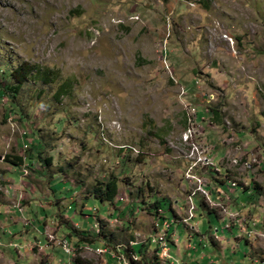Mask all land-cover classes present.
<instances>
[{"label": "rangeland", "instance_id": "1", "mask_svg": "<svg viewBox=\"0 0 264 264\" xmlns=\"http://www.w3.org/2000/svg\"><path fill=\"white\" fill-rule=\"evenodd\" d=\"M22 65L0 95V264H135L138 244L171 264L164 218L207 244L173 225L183 264H264V0H0V91Z\"/></svg>", "mask_w": 264, "mask_h": 264}, {"label": "trees", "instance_id": "2", "mask_svg": "<svg viewBox=\"0 0 264 264\" xmlns=\"http://www.w3.org/2000/svg\"><path fill=\"white\" fill-rule=\"evenodd\" d=\"M36 69H37L36 67L25 66V65L23 66L22 65L18 69L14 70L11 73V79L14 82V84H12L9 87H4L2 89V91H0V95L3 96V94H8L9 97L11 98V102L14 103V100L16 98V94L18 93L17 91L19 90V88H21V86H23L28 81L29 76H32L33 73L36 72L35 71ZM50 74H51V72H48V73H46V71H45V73L43 72V81L45 83L46 82L50 83L51 80L48 79V77H51ZM62 89H64V87ZM62 94H63V92H62V90H60L58 92V95L62 97L63 96ZM13 107H14V109H16V107L14 105H12L11 110H12ZM6 159H8V160H6L7 162H10L12 165H14L16 167L22 166L23 165V161H24L21 157H16V158H14V160H10V158H6ZM40 162H41V156H40ZM45 163L47 165H50L51 164V160H45L43 164H45ZM118 184H119V179L117 177H115V176H111L108 179L107 182L99 183L95 187L94 194H93L94 198L99 200L100 202H103V203H105V202H114L115 199L117 198V196L119 195V185ZM250 193L251 192L249 191V194ZM252 197L253 196L251 195L250 196V200L251 201H252ZM163 204H166V205L171 207V205H169V203H167L165 200L164 201L158 200V201L154 202V204L151 207L156 209V210H159L161 207H163ZM170 209L172 210V207ZM159 217H161V216H159ZM164 221H165V218H164ZM98 234H99V236L105 237L104 233L101 234V231ZM81 236H82V240L84 242L88 243L89 239L86 238V236L83 233H82ZM244 238L246 239V236ZM93 242H95V241L94 240H90V243H93ZM136 247H139V251L137 252L136 248H135V251L139 254L140 262L139 263H135V264H140V263H142V264H157V263L151 262L147 258L148 257L147 253H148V250L150 248V245L146 246V245H143V244H138ZM111 252H113V251H111ZM108 255L112 256L110 253H108ZM157 259H158V255H156V260ZM76 264H80V259L76 260Z\"/></svg>", "mask_w": 264, "mask_h": 264}, {"label": "built area", "instance_id": "3", "mask_svg": "<svg viewBox=\"0 0 264 264\" xmlns=\"http://www.w3.org/2000/svg\"><path fill=\"white\" fill-rule=\"evenodd\" d=\"M195 196V195H194ZM193 197V196H192ZM161 212V211H160ZM189 218H190V221L192 219L195 218V216L193 215V212H190L189 210ZM237 223H239L241 229H242V224H240V222L237 220ZM177 225V223H170L169 220H165L163 225H159V223L155 224V227L157 229V235L156 236H163V243H156V245H165L166 249H167V262H173L175 264H183L182 262L174 259L171 255H170V252H171V244L173 243H167V236H174L175 233L171 234V230H172V227L173 225ZM242 231L245 233L246 236H248L249 238L253 239L254 237V234L252 231L251 232H248L244 229H242ZM261 237H264V235H262ZM175 238V236H174ZM155 243V237H151L150 238V244L152 245V243ZM175 242V241H174ZM174 245V244H173ZM65 249L67 250V252L69 254H72V250H71V247H69L68 244H65L64 245ZM110 253L112 255V258L113 260H115V263L114 264H130L129 261H124V254L121 252V254H114V251L113 252H109L108 249H105L103 250V253ZM157 255H159V253L157 252Z\"/></svg>", "mask_w": 264, "mask_h": 264}, {"label": "crops", "instance_id": "4", "mask_svg": "<svg viewBox=\"0 0 264 264\" xmlns=\"http://www.w3.org/2000/svg\"><path fill=\"white\" fill-rule=\"evenodd\" d=\"M1 181H9V180H6V179H1ZM23 183V182H22ZM25 183V182H24ZM28 183V182H27ZM196 219V217L193 219V220H195ZM240 222V221H239ZM237 223V222H236ZM181 224V225H180ZM178 225H180V227L182 226V227H184L186 230H188V231H191L192 233H195V235H197L196 237H199V239L198 240H196V239H194V237H195V235H190V240H192V242L194 241V240H196L197 242V244L199 243V244H202V245H204V247L206 248V249H208V247H207V244H206V242L204 241V238H201L200 236H203L202 235V232H200V231H198V230H196V228H194V227H191L189 224H188V222L187 223H184V222H180V221H178V224H177V226ZM238 226L236 227V228H240V230H242L241 229V227H240V225H239V223L237 224ZM173 233H175V232H173ZM239 239V238H238ZM172 241H173V243H174V245H175V247H177V242H176V240L173 238L172 239ZM175 241V242H174ZM210 243L211 244H213L216 248L217 247H219V244H218V242H217V240H214L213 239V237H212V235H211V238H210ZM248 244H250V243H248ZM251 246H253L252 244H251ZM189 250H197L198 249V247L197 246H195V245H193V243L191 244V241H190V243H189V245H188V247H187ZM195 248V249H194ZM119 249V248H118ZM254 249V248H253ZM98 251H100V252H103V249H101V250H98ZM131 252H135V250H131ZM131 252H130V254H131ZM137 253V252H136ZM119 254V253H118ZM124 254V253H123ZM110 256V255H109ZM108 256V257H109ZM202 257H205V256H202ZM110 258V264H114L115 263V260H113V258H112V256H110L109 257ZM124 258H125V255H124ZM252 258V257H251ZM108 259V258H107ZM262 261H263V263H264V255L262 256ZM252 260H253V258H252ZM254 261V260H253ZM108 263V264H109ZM212 264H217L216 262H211ZM220 264H224V263H220ZM255 264H258L257 262L255 263Z\"/></svg>", "mask_w": 264, "mask_h": 264}, {"label": "bare ground", "instance_id": "5", "mask_svg": "<svg viewBox=\"0 0 264 264\" xmlns=\"http://www.w3.org/2000/svg\"><path fill=\"white\" fill-rule=\"evenodd\" d=\"M54 223H56V222H54ZM172 223V222H171ZM54 225V224H53ZM157 240L159 241V242H163V236H159L158 238H157ZM167 243H169V240H168V236H167ZM159 249H161V248H159ZM133 250V249H132ZM134 256V260H138V257H137V255H136V257H135V252H131V257H133ZM160 258H161V260H165V261H167L166 259H167V249H166V247H165V245L162 247V249H161V252H160ZM124 261H129V260H127L126 258H124ZM129 263L130 264H132L130 261H129ZM171 264H175V263H173V262H170Z\"/></svg>", "mask_w": 264, "mask_h": 264}, {"label": "water", "instance_id": "6", "mask_svg": "<svg viewBox=\"0 0 264 264\" xmlns=\"http://www.w3.org/2000/svg\"><path fill=\"white\" fill-rule=\"evenodd\" d=\"M0 159H1V157H0Z\"/></svg>", "mask_w": 264, "mask_h": 264}]
</instances>
